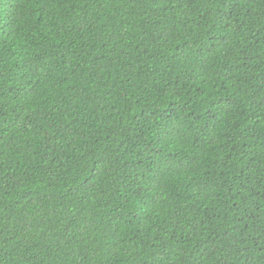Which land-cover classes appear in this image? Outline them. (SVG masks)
<instances>
[{
	"label": "trees",
	"instance_id": "16d2710c",
	"mask_svg": "<svg viewBox=\"0 0 264 264\" xmlns=\"http://www.w3.org/2000/svg\"><path fill=\"white\" fill-rule=\"evenodd\" d=\"M0 264H264V0H0Z\"/></svg>",
	"mask_w": 264,
	"mask_h": 264
},
{
	"label": "snow or ice",
	"instance_id": "6c2138e0",
	"mask_svg": "<svg viewBox=\"0 0 264 264\" xmlns=\"http://www.w3.org/2000/svg\"><path fill=\"white\" fill-rule=\"evenodd\" d=\"M215 117H213L214 119ZM165 134H171L165 132ZM191 161L182 159L181 157L174 155L172 158L165 157L162 168L167 173L180 172L190 167Z\"/></svg>",
	"mask_w": 264,
	"mask_h": 264
}]
</instances>
